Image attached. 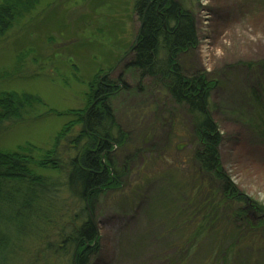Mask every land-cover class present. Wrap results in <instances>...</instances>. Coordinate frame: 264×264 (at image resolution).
<instances>
[{
	"label": "rangeland",
	"instance_id": "374dc122",
	"mask_svg": "<svg viewBox=\"0 0 264 264\" xmlns=\"http://www.w3.org/2000/svg\"><path fill=\"white\" fill-rule=\"evenodd\" d=\"M34 1L31 11L15 15L0 43V91L38 95L46 107L29 120L3 123L0 150L52 148L65 124L78 123L107 74L130 87L111 101L131 133L130 147L113 152L125 170L123 185L96 204L100 238L90 264H264L263 218L254 216L259 206L264 210V0L185 2L199 41L180 63L216 81L209 101L222 135V167L235 185L229 202L218 179L196 170L190 115L158 79L140 78L129 66L141 26L136 0ZM239 198L250 208V226L235 223ZM205 199L214 200L211 208Z\"/></svg>",
	"mask_w": 264,
	"mask_h": 264
},
{
	"label": "trees",
	"instance_id": "16d2710c",
	"mask_svg": "<svg viewBox=\"0 0 264 264\" xmlns=\"http://www.w3.org/2000/svg\"><path fill=\"white\" fill-rule=\"evenodd\" d=\"M185 2L136 0L141 26L129 66L139 71L140 78L150 75L158 79L165 94L187 111L198 143L194 152L197 172L218 179L223 200L235 201V185L222 167L220 127L210 108V92L216 81L199 71L189 74L180 63L182 53L196 48L199 41L195 13ZM18 4L17 0L0 4V43L13 26L15 15L31 11L35 1ZM161 53H165V61H160ZM129 88L121 78L112 79L107 74L95 87L78 123L65 124L52 148L43 150L28 143L14 151L0 150V264H62L63 260L90 264L100 238L91 213L96 212L104 193L123 185L125 170L117 167L113 152L120 148L125 154L131 133L120 124L111 101L121 89ZM44 107L46 103L38 95L0 91V127L6 121L29 120ZM39 169L56 174H39ZM208 199L204 208H211L214 200ZM239 199L243 206L235 223L240 218L250 226V208ZM216 208L213 212L219 210ZM258 209L264 214L260 206ZM260 223L264 225V218Z\"/></svg>",
	"mask_w": 264,
	"mask_h": 264
},
{
	"label": "flooded vegetation",
	"instance_id": "af4514ba",
	"mask_svg": "<svg viewBox=\"0 0 264 264\" xmlns=\"http://www.w3.org/2000/svg\"><path fill=\"white\" fill-rule=\"evenodd\" d=\"M257 212H258V211H257ZM254 216H255V217H258V218H264L263 214H261V215L258 214V216H257V215H256V212H254Z\"/></svg>",
	"mask_w": 264,
	"mask_h": 264
},
{
	"label": "water",
	"instance_id": "95a60500",
	"mask_svg": "<svg viewBox=\"0 0 264 264\" xmlns=\"http://www.w3.org/2000/svg\"><path fill=\"white\" fill-rule=\"evenodd\" d=\"M91 215H92V219H94V216H93V214L91 213Z\"/></svg>",
	"mask_w": 264,
	"mask_h": 264
}]
</instances>
